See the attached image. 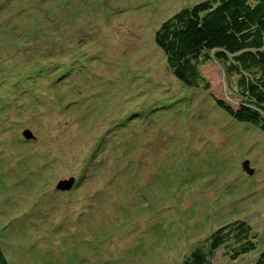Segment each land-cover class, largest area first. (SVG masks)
I'll use <instances>...</instances> for the list:
<instances>
[{
	"label": "rangeland",
	"instance_id": "obj_1",
	"mask_svg": "<svg viewBox=\"0 0 264 264\" xmlns=\"http://www.w3.org/2000/svg\"><path fill=\"white\" fill-rule=\"evenodd\" d=\"M201 1L0 0V240L9 264H181L237 219L252 224L257 248L235 260L220 249L213 263L252 264L264 250V133L183 88L154 43L162 22ZM84 56L90 66L81 68ZM202 73L227 100L219 68ZM101 125L112 127L104 138L116 130L97 148L103 178L81 165ZM113 136L123 142L109 150ZM129 154L133 169L119 172ZM89 203L98 213L85 218L78 207ZM59 220L69 225L57 229ZM66 228L76 239L63 252L51 234Z\"/></svg>",
	"mask_w": 264,
	"mask_h": 264
},
{
	"label": "trees",
	"instance_id": "obj_2",
	"mask_svg": "<svg viewBox=\"0 0 264 264\" xmlns=\"http://www.w3.org/2000/svg\"><path fill=\"white\" fill-rule=\"evenodd\" d=\"M64 38V41L68 40L65 35ZM69 42L68 40V45ZM154 43L164 55L172 76L183 88L208 93L214 104L233 120L252 125L264 133V0H203L190 7L182 8L162 22L154 33ZM84 52L85 49L83 50L85 55ZM2 53L4 52H0V56L4 55ZM79 61L81 68L87 64L85 56ZM206 64H214L219 68L222 80L228 88L227 100L211 93V83L202 73V67ZM87 65L90 66V64ZM38 70L36 67L33 72L37 73ZM79 72L83 71L80 69ZM28 80L27 78L24 80L25 88L31 90L30 88H34L35 83L32 81L31 85L27 87ZM62 83L67 84V82ZM55 104L61 105L58 101ZM29 106H24L20 112L29 113L27 111ZM57 112L59 113V111ZM133 116L131 114L127 119L121 120L122 122L119 121L115 127L121 125V128H124ZM16 120L22 123L25 119L21 115L20 118L16 117ZM111 129L112 127L101 125L98 129L101 136H96L98 141L91 146V148L94 147V149H90L91 155L87 154L81 161V165L85 166L83 172L88 169L91 172L90 176H103L101 171H97V168L100 165L98 161L104 162L105 159L97 158L100 152L97 151V148H104L106 145L104 140L112 138L111 135L116 130L104 138L106 131ZM103 130L105 131L102 132ZM113 138H115L114 143H108L109 150L120 146V143L123 142L121 138L114 136ZM47 143L51 145L50 142ZM133 146L134 143L129 148H133ZM112 154L117 158V156H122L123 152L115 150ZM130 159L131 154L124 159L127 162L120 167L119 172L133 169ZM27 164L26 162L22 166L19 165V168L22 170ZM94 165L96 166L94 167ZM26 176L27 174L20 178V182ZM99 210L101 209L99 208ZM78 211L80 214H84L85 218L98 213V209L93 203L78 207ZM60 225L67 227L68 220L67 223L64 220H59L57 229H60ZM90 225L95 226L94 223H90ZM99 225L96 228H99ZM62 231L66 233L65 235L61 234L62 238L58 237L56 233L51 236L52 239L61 242L63 252H67L68 245L63 242L76 238L69 229H62ZM92 238L87 245L89 251L96 250L98 245L96 244L97 233ZM87 240L82 237L77 245L87 244ZM258 240L259 236L253 230L251 223L242 219L233 220L216 228L206 240L194 246L183 257L181 264H214L215 253L220 249H223L230 259L235 260L254 251L259 244ZM73 251L75 254V250ZM69 260L79 263L83 259L81 258L78 262L71 258ZM0 264H9L1 240ZM252 264H264V250Z\"/></svg>",
	"mask_w": 264,
	"mask_h": 264
},
{
	"label": "water",
	"instance_id": "obj_3",
	"mask_svg": "<svg viewBox=\"0 0 264 264\" xmlns=\"http://www.w3.org/2000/svg\"><path fill=\"white\" fill-rule=\"evenodd\" d=\"M24 136H25V138H28L29 133H24ZM61 183H63V182H61ZM61 183L59 184L60 187L58 186L60 189L62 188V184H61ZM63 185H64V183H63ZM71 185H72V184H68V188H70ZM65 186H66V185H64L63 187L65 188Z\"/></svg>",
	"mask_w": 264,
	"mask_h": 264
}]
</instances>
